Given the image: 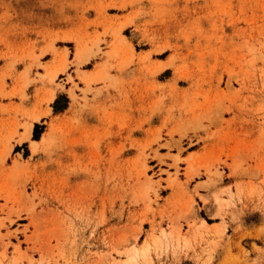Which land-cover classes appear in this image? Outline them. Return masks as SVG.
I'll return each instance as SVG.
<instances>
[{
	"label": "rangeland",
	"instance_id": "obj_1",
	"mask_svg": "<svg viewBox=\"0 0 264 264\" xmlns=\"http://www.w3.org/2000/svg\"><path fill=\"white\" fill-rule=\"evenodd\" d=\"M0 264H264V0H0Z\"/></svg>",
	"mask_w": 264,
	"mask_h": 264
},
{
	"label": "bare ground",
	"instance_id": "obj_2",
	"mask_svg": "<svg viewBox=\"0 0 264 264\" xmlns=\"http://www.w3.org/2000/svg\"><path fill=\"white\" fill-rule=\"evenodd\" d=\"M54 75V74H53ZM31 128H32V125L31 124H28L27 125V131H26V134H25V136H28V132L31 130ZM42 136V135H41ZM44 139V136H43V138L41 139V140H43ZM38 143V141L37 140H33V142H32V147L34 148L35 146H36V144Z\"/></svg>",
	"mask_w": 264,
	"mask_h": 264
}]
</instances>
